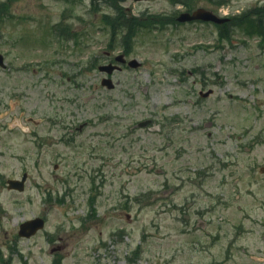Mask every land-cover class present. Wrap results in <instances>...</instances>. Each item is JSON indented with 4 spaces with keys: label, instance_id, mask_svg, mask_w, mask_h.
<instances>
[{
    "label": "rangeland",
    "instance_id": "374dc122",
    "mask_svg": "<svg viewBox=\"0 0 264 264\" xmlns=\"http://www.w3.org/2000/svg\"><path fill=\"white\" fill-rule=\"evenodd\" d=\"M92 1L1 6L0 264H264V38L233 25L222 42L211 23H175L188 9L171 0H118L144 22L127 55L142 66L108 90L98 66L128 27L113 40L114 10ZM211 1L192 9L264 5ZM38 216L45 229L20 238Z\"/></svg>",
    "mask_w": 264,
    "mask_h": 264
},
{
    "label": "trees",
    "instance_id": "16d2710c",
    "mask_svg": "<svg viewBox=\"0 0 264 264\" xmlns=\"http://www.w3.org/2000/svg\"><path fill=\"white\" fill-rule=\"evenodd\" d=\"M174 4H180L183 5L188 10H192V8L196 5L197 1L199 0H171ZM212 3L214 0L211 1ZM115 5V2H112ZM221 4V3H220ZM259 18L255 19L250 16L249 13L243 15L242 17H235L233 20V25L236 26H246L247 31H249L252 34H257L264 38V8L259 9L258 11ZM107 24L110 26V30L112 31V39L115 40L117 37V32L121 29H124L125 27H128L127 33L123 34L121 37V44H124V47L126 49V52L128 53L130 50V39L134 35V33L137 31L138 28L144 27V22L141 23V21L135 19H127L126 16H124V12H117L115 13V16L112 18H107ZM230 24L224 25L220 31V39H228L231 37V31H230ZM58 264V263H57Z\"/></svg>",
    "mask_w": 264,
    "mask_h": 264
},
{
    "label": "water",
    "instance_id": "95a60500",
    "mask_svg": "<svg viewBox=\"0 0 264 264\" xmlns=\"http://www.w3.org/2000/svg\"><path fill=\"white\" fill-rule=\"evenodd\" d=\"M179 22H188V21H194V20H203V21H207V22H215L217 24H224L226 22L229 21L228 18H221L218 15H216L215 13H213L210 10L204 9V8H199L197 10H195L192 13H182L178 19ZM117 61L119 62H124V57L119 56L117 57ZM2 56L0 55V64H2ZM130 66L131 67H139L140 63L137 60H132L130 61ZM116 67L112 66V65H108V66H104L101 67L100 69L102 71L108 72L109 74H111ZM102 84L104 86H107L109 89L114 88V84L112 83V81L110 79H104L102 81ZM213 93V90H209L206 93L201 92V96L202 97H208L210 94ZM148 122L143 123L142 125L145 126L147 125ZM261 172L264 173V167H262ZM27 179V175L25 174L22 180H9L8 181V189H13V190H18V191H24L25 187H24V183ZM44 228V220L41 218H37L34 220H30L27 221L25 223H23L20 226V231H19V235L21 237H27L30 238L33 235H35L39 230Z\"/></svg>",
    "mask_w": 264,
    "mask_h": 264
},
{
    "label": "flooded vegetation",
    "instance_id": "af4514ba",
    "mask_svg": "<svg viewBox=\"0 0 264 264\" xmlns=\"http://www.w3.org/2000/svg\"><path fill=\"white\" fill-rule=\"evenodd\" d=\"M1 2H6V3H1ZM7 2H9V0H0V5H6ZM10 2L12 3V0H10ZM8 5V4H7ZM126 12H130V9L129 8H125L124 9ZM66 36L69 38V37H72V38H77V34L76 33H73V32H67L66 33Z\"/></svg>",
    "mask_w": 264,
    "mask_h": 264
}]
</instances>
